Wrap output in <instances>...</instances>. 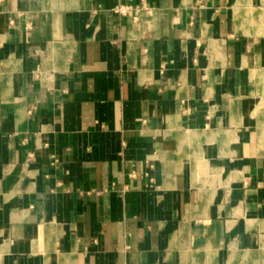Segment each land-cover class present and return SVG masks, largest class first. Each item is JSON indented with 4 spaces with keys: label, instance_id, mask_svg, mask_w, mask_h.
I'll return each instance as SVG.
<instances>
[{
    "label": "crops",
    "instance_id": "crops-1",
    "mask_svg": "<svg viewBox=\"0 0 264 264\" xmlns=\"http://www.w3.org/2000/svg\"><path fill=\"white\" fill-rule=\"evenodd\" d=\"M263 242L264 0H0V264Z\"/></svg>",
    "mask_w": 264,
    "mask_h": 264
},
{
    "label": "built area",
    "instance_id": "built-area-1",
    "mask_svg": "<svg viewBox=\"0 0 264 264\" xmlns=\"http://www.w3.org/2000/svg\"><path fill=\"white\" fill-rule=\"evenodd\" d=\"M115 13L122 17L132 19L134 23L140 22L142 18L152 17L154 15V9L149 6L146 2H142L141 5H120L114 9ZM145 176L151 181L150 173H145Z\"/></svg>",
    "mask_w": 264,
    "mask_h": 264
},
{
    "label": "rangeland",
    "instance_id": "rangeland-1",
    "mask_svg": "<svg viewBox=\"0 0 264 264\" xmlns=\"http://www.w3.org/2000/svg\"><path fill=\"white\" fill-rule=\"evenodd\" d=\"M255 252L257 253L256 255L258 256V259H255L256 262L254 264H264V242H263V246H258L255 249ZM248 252H252V251H244V254H248ZM259 254V255H258ZM235 262H231L230 264H234ZM238 264H250L249 260L243 256H241L238 259Z\"/></svg>",
    "mask_w": 264,
    "mask_h": 264
},
{
    "label": "bare ground",
    "instance_id": "bare-ground-1",
    "mask_svg": "<svg viewBox=\"0 0 264 264\" xmlns=\"http://www.w3.org/2000/svg\"><path fill=\"white\" fill-rule=\"evenodd\" d=\"M234 252H235V251H234ZM253 254H254V253H253ZM232 255H233V254H232ZM234 256H235V255H234ZM246 256H247V255H246ZM248 257H249V256H248ZM246 258H247V257H246ZM250 258H251V257H250ZM232 259H233V258H232ZM234 259H235V258H234ZM252 259H253V258H252ZM229 262H230V260H229ZM231 262H232V261H231ZM231 262H230V263H231ZM255 262H256V261H255ZM228 264H229V263H228ZM252 264H253V263H252Z\"/></svg>",
    "mask_w": 264,
    "mask_h": 264
}]
</instances>
